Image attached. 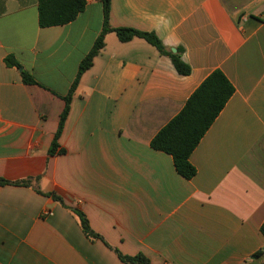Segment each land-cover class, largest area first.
Wrapping results in <instances>:
<instances>
[{"label":"crops","instance_id":"obj_1","mask_svg":"<svg viewBox=\"0 0 264 264\" xmlns=\"http://www.w3.org/2000/svg\"><path fill=\"white\" fill-rule=\"evenodd\" d=\"M38 5L0 0V179L30 182L0 186V264H124L111 248L151 264H264V0H111L112 28L155 33L191 74L146 40L109 32L73 94L63 154L50 148L103 5L86 0L74 21L46 28ZM215 70L235 93L187 180L151 142Z\"/></svg>","mask_w":264,"mask_h":264},{"label":"trees","instance_id":"obj_2","mask_svg":"<svg viewBox=\"0 0 264 264\" xmlns=\"http://www.w3.org/2000/svg\"><path fill=\"white\" fill-rule=\"evenodd\" d=\"M101 2L104 14L102 31L89 54L81 62L77 77L68 95L64 97L65 108L60 117L59 127L52 142L50 154H55L56 152L59 154L64 153L62 149H58V140L69 112L73 94L79 84L81 76L92 66L94 58L104 47V39L109 32H116L121 42H128L135 37L146 40L149 44L154 46L161 55L171 59L173 66L180 75L188 76L191 74L190 66L180 57L182 50L179 49L178 53L168 51L155 33L142 32L133 28H112L110 25L111 0H101ZM85 7L86 0H39V25L42 28L64 26L74 21L78 15L85 10ZM5 64L8 67H16L21 70L24 84H37L35 78L23 69L22 65L14 56H7L5 58ZM234 93L235 88L224 73L221 70L213 71L192 94L183 110L153 138L151 147L171 155L176 171L183 178L191 180L196 176L197 170L190 162V156ZM29 183V181L11 183L0 179V186L9 184L25 186ZM51 196L55 201L68 207L65 205L62 197L56 194H52ZM69 209L77 216L81 229L87 238L93 241L102 240L105 242L100 235L91 229L89 221L82 211L74 208ZM261 233L264 236V223L261 226ZM111 249L124 264H151L150 259L142 253L131 256L125 255L115 248Z\"/></svg>","mask_w":264,"mask_h":264},{"label":"water","instance_id":"obj_3","mask_svg":"<svg viewBox=\"0 0 264 264\" xmlns=\"http://www.w3.org/2000/svg\"><path fill=\"white\" fill-rule=\"evenodd\" d=\"M173 52H174V53H176V51H175V50H173Z\"/></svg>","mask_w":264,"mask_h":264}]
</instances>
